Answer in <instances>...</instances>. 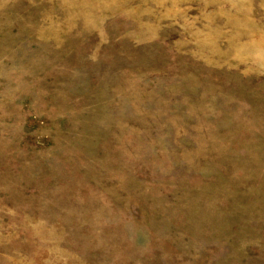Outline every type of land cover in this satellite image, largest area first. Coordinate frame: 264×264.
Here are the masks:
<instances>
[{
	"label": "rangeland",
	"instance_id": "rangeland-1",
	"mask_svg": "<svg viewBox=\"0 0 264 264\" xmlns=\"http://www.w3.org/2000/svg\"><path fill=\"white\" fill-rule=\"evenodd\" d=\"M0 264H264V0H0Z\"/></svg>",
	"mask_w": 264,
	"mask_h": 264
}]
</instances>
